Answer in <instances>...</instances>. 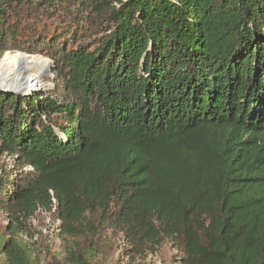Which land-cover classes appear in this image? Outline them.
Masks as SVG:
<instances>
[{
	"label": "trees",
	"instance_id": "16d2710c",
	"mask_svg": "<svg viewBox=\"0 0 264 264\" xmlns=\"http://www.w3.org/2000/svg\"><path fill=\"white\" fill-rule=\"evenodd\" d=\"M9 50L59 84L0 92L8 264H33L20 235L53 198L67 264L109 232L132 256L264 264V0H0V69Z\"/></svg>",
	"mask_w": 264,
	"mask_h": 264
},
{
	"label": "rangeland",
	"instance_id": "374dc122",
	"mask_svg": "<svg viewBox=\"0 0 264 264\" xmlns=\"http://www.w3.org/2000/svg\"><path fill=\"white\" fill-rule=\"evenodd\" d=\"M28 12L29 9L27 10V8L24 9V12L22 11L24 16L22 20L25 22ZM27 22L30 24L35 22L38 23V25L45 22L50 23L47 17L41 15L36 18H31V20ZM9 51L24 52L22 50ZM24 53L47 59L49 67L44 77H42V86L34 87L35 89L31 88L27 93L25 91H19L21 95L35 93L37 91L42 93L55 91L58 88L59 81L55 71L54 60L43 52ZM36 69L37 68H35L32 73H39V70L37 69L36 71ZM0 163L8 166V168H12L14 160L11 155H5ZM56 217L57 214H54L51 219H49L43 212H37L35 217L30 220L29 224L32 227L33 233L29 234L24 232L20 235L24 242L30 247L34 260L33 264H67L64 261V237L63 234L56 230ZM8 223L9 221L6 213H1L0 231L3 232ZM99 248L98 251L92 253L90 264H182L181 253L167 241L155 252H149L142 256H132L129 254V246L123 234L109 232L106 234L105 241L100 244ZM0 264H8L5 255L2 253H0Z\"/></svg>",
	"mask_w": 264,
	"mask_h": 264
},
{
	"label": "bare ground",
	"instance_id": "6f19581e",
	"mask_svg": "<svg viewBox=\"0 0 264 264\" xmlns=\"http://www.w3.org/2000/svg\"><path fill=\"white\" fill-rule=\"evenodd\" d=\"M48 67L47 59L19 52L0 69V87L27 93L31 88L42 86V77L48 71ZM35 68L39 73H32Z\"/></svg>",
	"mask_w": 264,
	"mask_h": 264
},
{
	"label": "built area",
	"instance_id": "2783aa9c",
	"mask_svg": "<svg viewBox=\"0 0 264 264\" xmlns=\"http://www.w3.org/2000/svg\"><path fill=\"white\" fill-rule=\"evenodd\" d=\"M59 208V204H58V201L56 198H53V205H52V208L50 210H42L40 209L38 212H43L45 215H47V217L49 219H51V217L54 215V214H57V217H56V230L58 232H60L62 234V229H61V225H62V218L59 216V212H58V209Z\"/></svg>",
	"mask_w": 264,
	"mask_h": 264
},
{
	"label": "water",
	"instance_id": "95a60500",
	"mask_svg": "<svg viewBox=\"0 0 264 264\" xmlns=\"http://www.w3.org/2000/svg\"><path fill=\"white\" fill-rule=\"evenodd\" d=\"M0 92H5V93H8V94L21 95V93L19 91L9 90V89H6L4 87H0Z\"/></svg>",
	"mask_w": 264,
	"mask_h": 264
}]
</instances>
